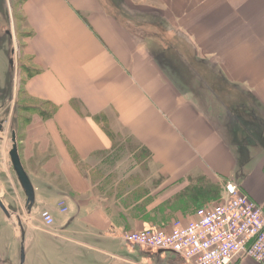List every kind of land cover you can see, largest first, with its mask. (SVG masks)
<instances>
[{"label":"crops","instance_id":"obj_1","mask_svg":"<svg viewBox=\"0 0 264 264\" xmlns=\"http://www.w3.org/2000/svg\"><path fill=\"white\" fill-rule=\"evenodd\" d=\"M13 1L30 32L24 95L52 109L26 111L22 122L19 152L36 196L23 226H44L37 216L49 209L55 224L46 231L72 235L61 264H109L106 242L123 231L187 224L220 189L188 188L198 177L236 181L264 210V0ZM160 30L213 62V95L176 66L152 35ZM97 117L147 148L148 167L112 154L114 139ZM7 167L0 163V178ZM16 199L26 205L24 191ZM129 250L142 264H190L171 251Z\"/></svg>","mask_w":264,"mask_h":264},{"label":"rangeland","instance_id":"obj_2","mask_svg":"<svg viewBox=\"0 0 264 264\" xmlns=\"http://www.w3.org/2000/svg\"><path fill=\"white\" fill-rule=\"evenodd\" d=\"M4 4L2 10H0V124L3 123L4 130L2 131L3 137L0 136V145L4 144V149L0 146V163L3 164V168L6 171L5 166H9L8 171L2 172V178H0V189L1 192H5L6 198H8V207L11 212L17 215H20L23 223L30 216L27 206L23 205V207H19L20 204L16 203V195L19 191H23L22 188H17L20 186L17 175L13 170V167L10 166L8 158H10L9 150L12 146V132L16 131L18 134V140L21 137V129L22 122L20 120L22 116L27 115L26 110L31 104L38 105L35 102L31 101L24 95V78H23V69L28 66L27 61L24 60L22 54L24 52V38L26 35L22 36L18 39L16 33V26L18 24V17L15 20L14 11L15 3L13 0H1ZM0 1V9L2 8V4ZM13 5V7H12ZM12 10V11H11ZM18 16V13H17ZM8 31L12 33V38L8 34ZM148 35L149 32L146 31ZM152 35L160 36V39L164 45L167 47V51H172L173 60L179 67L186 72H188V77H190L195 87H199L205 92L209 91L211 95L213 92L211 88H213V84L216 81L215 78V69L211 60H202L199 56H197V52L192 46L185 41L183 37L174 35H168L164 31H156L153 32ZM202 35V34H200ZM154 41L158 40L156 37L153 38ZM152 40H149L151 42ZM155 44V43H154ZM158 46V45H157ZM161 50H165V47L161 48ZM202 50H199V53ZM198 53V54H199ZM201 56V53H200ZM13 59V64L10 63V60ZM21 61V63H20ZM24 63L21 66V64ZM26 65V66H25ZM23 67V68H22ZM205 68V69H204ZM219 72H217L218 74ZM240 86L236 85V87L232 86L234 90L239 91ZM221 90V88H219ZM25 111V112H24ZM25 114V115H24ZM107 119V118H106ZM108 121V119H107ZM103 122H106L105 120ZM109 124V121H108ZM113 132L119 135L116 138V142H119V149L113 147L112 154H119L120 158L126 159L130 158L129 161H126V164H134L139 169L147 168V156L148 153L144 148H141L139 144H135L132 142V139L128 137L121 136L117 131L111 128ZM1 134V133H0ZM130 142L133 144L130 145ZM139 155L141 158H135L132 160L133 154ZM131 154L132 157H128ZM139 159V160H138ZM116 163L109 159L107 164V168H114ZM125 168V165L123 166ZM98 168V166L96 167ZM127 168V167H126ZM102 170V169H101ZM199 180H204V186H213L215 188L214 193L216 192V188H220L219 196L217 197L215 202L221 201L224 198V187L226 182L223 184H219L214 182L211 178L208 177H200ZM198 180L196 179L195 184H197ZM202 182V183H203ZM220 185L219 187L217 185ZM4 187V188H3ZM213 195V193H211ZM209 195V193H208ZM4 197V199L6 200ZM207 204L206 206L212 205ZM17 204V205H16ZM42 210L44 204L39 205ZM202 208V207H201ZM200 209V208H199ZM38 218L41 215L37 216ZM57 220H60V216L57 215ZM24 219V220H23ZM40 220V219H38ZM16 223L17 220L15 219ZM42 221V218H41ZM43 223V221H42ZM44 225V224H43ZM45 226V225H44ZM40 225L34 231L28 230V226H24L25 228V239H24V249L26 252V264H44L45 260L55 264H61V260L66 258L69 255L70 251L73 250L70 242V238L66 236H72L71 233H65V235L56 236L51 235L46 231L49 229L50 231L54 227ZM19 228V224L17 225ZM22 238L21 236H17L14 231L13 223H11L6 217L5 213L0 207V254L2 256L7 255H15L20 251V242ZM109 248V246H108ZM23 249L21 245V250ZM70 249V251H69ZM113 251H125L127 252V246L124 244L115 241V245L110 247Z\"/></svg>","mask_w":264,"mask_h":264},{"label":"built area","instance_id":"obj_3","mask_svg":"<svg viewBox=\"0 0 264 264\" xmlns=\"http://www.w3.org/2000/svg\"><path fill=\"white\" fill-rule=\"evenodd\" d=\"M41 218L47 227L55 224L49 209ZM120 237L148 252L171 251L190 264H232L246 257L264 264V210L233 180L226 182L221 201L198 209L187 224L123 231Z\"/></svg>","mask_w":264,"mask_h":264},{"label":"water","instance_id":"obj_4","mask_svg":"<svg viewBox=\"0 0 264 264\" xmlns=\"http://www.w3.org/2000/svg\"><path fill=\"white\" fill-rule=\"evenodd\" d=\"M8 34L12 38V33L10 31H8ZM13 62H14V60L11 59L10 63L13 64ZM3 128H4L3 123L1 122L0 130H3ZM11 140H12V146L9 150L11 164H12L13 170L15 171V173L17 175L18 181H19L20 185L22 186V189H23V191L27 197V199H26L27 209L29 210V212H31L32 208L35 204V201H36V196H35L33 184L29 178V175H28V173H27V171H26V169L22 163L21 157H20L18 138H17V132L16 131L12 132ZM0 207L8 219L13 221L17 225L19 224V227L22 230L24 229L21 216L12 213L11 210L8 208V206H6V203L4 202V200L1 196H0ZM15 219L17 220V223H16Z\"/></svg>","mask_w":264,"mask_h":264},{"label":"flooded vegetation","instance_id":"obj_5","mask_svg":"<svg viewBox=\"0 0 264 264\" xmlns=\"http://www.w3.org/2000/svg\"><path fill=\"white\" fill-rule=\"evenodd\" d=\"M20 236L22 238L21 242H20V251L17 252V254H15L13 257L11 255H7L4 257L0 256V264H26V252L24 249V239H25V228L22 230L20 228ZM113 241H118L121 244H124L127 246V252L125 251H113L111 250L110 253H108V261L110 262L109 264H140L141 262H136L138 261V258L136 255H131L129 253V249L130 248H134L135 249H139L141 250L144 254L146 253H154V252H148L145 251L143 249H141L139 246L133 245L132 243L129 242H125L121 237H117L115 238ZM104 243V242H103ZM105 244V243H104ZM109 245V247L114 246L115 242H106V245ZM21 245L23 247V249L21 250ZM142 254V253H141ZM142 264V263H141Z\"/></svg>","mask_w":264,"mask_h":264},{"label":"trees","instance_id":"obj_6","mask_svg":"<svg viewBox=\"0 0 264 264\" xmlns=\"http://www.w3.org/2000/svg\"><path fill=\"white\" fill-rule=\"evenodd\" d=\"M14 8V7H13ZM14 17H15V20L17 19V15L14 13ZM21 21V18L20 17H18V24H17V26H16V33H17V37H18V39L19 38H21L22 36H24V35H26L25 37H28L29 35H30V32L28 31H25V30H22V28H21V25L19 24V22ZM25 37H23V38H25ZM24 45V44H23ZM20 63H21V61H20ZM23 65V67H24V63H22L21 64V66ZM26 66V65H25ZM29 66V65H28ZM22 67V68H23ZM30 68V67H29ZM27 66L25 67V69H23L24 71L23 72H27V71H31L30 69H29ZM205 69V68H204ZM211 89H213V88H211ZM36 104H38V102H35ZM52 108V107H51ZM34 109H36V110H40L41 112H42V114L44 113L45 115H47V116H49V115H51L52 114V109L51 110H44V107H43V104H41V103H39L38 105H34V104H31V106H29L28 108H27V110L26 111H31V110H34ZM25 112V111H24ZM25 115V114H24ZM21 119L22 120H20L21 122H26V121H29L30 120V118H29V116L28 115H25V116H22L21 117ZM97 119L99 120V121H106V122H103V124H104V126H105V129L107 130V132L109 133V135L112 137V139H114V148H117V149H119V147H120V145H122L123 143H121V144H119V142H120V140L118 141V142H116V138L117 137H119V135L118 134H116L115 132H113L112 130H111V127L109 126V124H108V121H107V119L106 118H103V120H101V118L100 117H97ZM21 128V127H20ZM18 135V134H17ZM133 142V141H132ZM132 142H130V145L131 144H133ZM124 145V144H123ZM141 148H144L145 150H146V152L148 153V156H147V158H149V156H150V151H148L147 150V148H145L144 146H141ZM135 154V153H134ZM136 155V157L137 158H141L139 155H137V154H135ZM139 160V159H138ZM198 178H200V177H198ZM197 178V180H198V182H197V184H195V183H193V182H191V184H190V186L188 187V188H214L213 186H204V180H199ZM196 181V180H195ZM203 182V183H202ZM217 185V184H216ZM218 187L220 186V185H217ZM219 192H220V189H219V191H218V194H219ZM214 195V199L216 200L217 199V197L219 196V195ZM160 226H163V225H160Z\"/></svg>","mask_w":264,"mask_h":264},{"label":"bare ground","instance_id":"obj_7","mask_svg":"<svg viewBox=\"0 0 264 264\" xmlns=\"http://www.w3.org/2000/svg\"><path fill=\"white\" fill-rule=\"evenodd\" d=\"M4 129V128H3ZM1 196V195H0ZM2 197V196H1ZM3 198V197H2ZM4 200V199H3ZM5 202V201H4ZM6 203V202H5ZM6 206H8L7 204H6Z\"/></svg>","mask_w":264,"mask_h":264}]
</instances>
